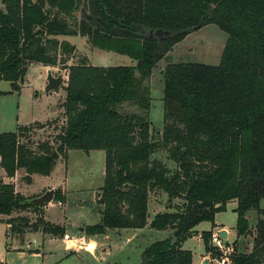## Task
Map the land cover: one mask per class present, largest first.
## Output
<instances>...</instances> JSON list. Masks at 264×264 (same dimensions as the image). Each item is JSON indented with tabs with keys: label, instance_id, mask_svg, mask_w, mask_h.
<instances>
[{
	"label": "trees",
	"instance_id": "obj_1",
	"mask_svg": "<svg viewBox=\"0 0 264 264\" xmlns=\"http://www.w3.org/2000/svg\"><path fill=\"white\" fill-rule=\"evenodd\" d=\"M210 24L228 35L220 63L167 64L164 128L155 141L146 82L175 44ZM149 31L171 36H149ZM61 36L86 37L136 65L99 67L87 58L70 65L76 47ZM32 64L68 71L65 123L55 141H44L36 152L23 139L40 124L0 134V166L7 177L23 169L31 183L34 174L50 176L71 150L104 151V210L101 223L87 227L89 236L147 226L170 230V237L144 250L141 264H193V253L183 244L200 223L215 228L216 214L236 201L238 240L227 264H264V0H0V81L19 92ZM124 105L136 112L124 111ZM160 148L175 170L153 159ZM152 191L164 192L169 206L176 200L182 204L149 223ZM54 198L63 199L58 191ZM31 199L13 183H1L0 215L40 210ZM253 210L259 216L253 247L240 251L239 239L251 233L247 215ZM7 224L18 236L28 229L65 235L63 227L31 224L26 217H12ZM212 231L201 235L206 253L221 256L210 243Z\"/></svg>",
	"mask_w": 264,
	"mask_h": 264
},
{
	"label": "rangeland",
	"instance_id": "obj_2",
	"mask_svg": "<svg viewBox=\"0 0 264 264\" xmlns=\"http://www.w3.org/2000/svg\"><path fill=\"white\" fill-rule=\"evenodd\" d=\"M76 17L80 20L82 14L78 12L76 13ZM227 38L228 35L218 26L212 24L204 26L193 31L186 36L185 39L175 44L167 57L160 61L153 69L152 75L146 82V85L149 86L151 91L152 103L149 117L155 141L160 140V135H158L157 132H162L164 128L163 72L167 64L172 62L218 65ZM66 40L76 47V52L69 61L70 65H77L84 58L88 59L89 64L99 67L136 65V61L126 55H120L94 47L86 37L71 36ZM59 68L56 69L55 76L63 75L66 85L68 71ZM40 70L41 69L37 66L29 70L26 76V80H29L28 83L26 82V88L28 86L37 87L39 83L43 84L47 81L48 70L42 69V74H40ZM2 84H6V82ZM21 85L22 84H20V86ZM63 87L64 85L61 86L60 91L62 96L65 94ZM27 93L28 90H25L24 99ZM123 109L126 112H136V107L130 105H124ZM58 114L55 120L49 122L50 126L45 123H40L41 126H37L33 132L27 134L25 139H23V142L26 143L31 150L36 152L38 145L44 141H55V136L60 132V127L65 123L63 113L60 112ZM54 124L58 126L55 127L56 129L52 128ZM5 129L7 130L1 132L15 131V128L8 130L9 126H6ZM153 159L165 163L172 170H175L177 167L176 164L170 160L169 154L164 148L158 149L153 155ZM24 175H26V173H20L17 181V183H19V181L21 182L20 194L23 197L34 198V196L27 195H37L39 193H41L40 195L42 196L48 190L57 188L55 192L58 191L63 199L56 200L54 198V201L48 205L47 209L39 210L36 207H32L17 211L12 216L26 217L31 224L49 222L55 226L63 227L65 229V235L63 237H58L59 239L68 240L66 238L67 235L70 240L80 242L78 243V247H72L70 251L72 256L64 258L63 242L61 240L49 241L50 237H47L48 241H46L44 248L47 254H45L43 264H141L142 254L148 246L156 241L171 236L172 231L170 230L158 231L151 229L149 226L142 230H108L104 235L89 236L86 233L88 226L101 223L102 211L104 210V205L100 202L102 187L105 181L104 151H92L87 154L84 151L71 150L68 153V160L61 158L50 176L37 174L34 175L33 182L28 183L24 179ZM6 182L7 180L0 179V184H7ZM180 204H182L181 200L174 201V206L177 207ZM174 206L168 205V196L164 192L152 191L149 197L148 222H151L158 213L173 211L176 209ZM236 207V201L230 202L226 210L218 212L215 216V222L221 225V228L224 227L229 231V236L223 244L224 247L229 250H234L236 241L238 240L236 233ZM261 208L264 209V201L261 203ZM247 216L251 233L247 237L240 238L237 245L239 250L244 252H250L253 247L256 225L259 217L257 211L254 210L250 211ZM2 219H4V217H0L1 262L5 259L6 248V225ZM218 229L212 231L213 227L211 222H202L195 228L197 234L184 243V248L189 249L193 253V264H204L206 259H209L208 264H219L220 261L226 257L224 252L226 249L224 247L222 249H215L216 252L222 253L221 256L208 255L205 250L204 241L201 238L203 232H216ZM27 232L43 234L42 230L35 232L28 229L26 233ZM41 234L29 235L25 240V237L21 235L18 241L21 244H26L28 242L33 244L35 240L41 242ZM46 235L53 238L55 237L50 234ZM13 236L17 238L16 234ZM210 243L213 245L212 237ZM79 244L81 248H79ZM26 247L31 249L30 244H27ZM92 252H96L97 256L93 257L91 254ZM206 254L209 258H205ZM28 264L36 263L30 262Z\"/></svg>",
	"mask_w": 264,
	"mask_h": 264
},
{
	"label": "crops",
	"instance_id": "obj_3",
	"mask_svg": "<svg viewBox=\"0 0 264 264\" xmlns=\"http://www.w3.org/2000/svg\"><path fill=\"white\" fill-rule=\"evenodd\" d=\"M68 37L70 36H61L60 40L67 41L66 39ZM35 66L41 69L40 74H42L41 73L42 69H46V71L52 70L53 74L55 75L56 69H57V68H52V67H45L41 64H32L29 67V70ZM64 81H65V77H64ZM5 82L6 84H2ZM26 82L28 83L29 80L25 79L24 83L20 86V91L16 92V91H13L10 82L0 81V134L8 133V132H16L18 128L21 126H28L31 124H40V123L48 124L49 122H52L53 120L56 119L55 117L59 115L58 113L60 112L64 113L62 104L65 101V97H66L65 91H64L65 94H63V96L60 92L61 88L55 92L45 91V87L47 86V81L44 82L43 84L39 83L37 87L28 86L26 88V84H27ZM63 85H65V82L63 83ZM25 90H28V93L24 99L23 97H24ZM6 126H9L8 130L15 128V131L1 132L3 130H7L5 129ZM23 172L25 173L23 169L18 170L14 178H9L7 177L3 168L0 166V179L7 180L6 182L7 184L13 183L15 186L16 192L20 193L21 182L19 181V183H17V181L19 179L20 173H23ZM34 175H37V174H34ZM34 175L31 176V182H33L34 180L33 178ZM25 176L26 175H24V177ZM40 194L41 193L37 195L33 194V195H27V196H34V198H37L39 197ZM47 207L48 205L45 208L47 209ZM12 215L11 216L0 215V217H4L2 221L5 222V225H6L5 259L2 262L0 261V264H28L30 262H33L36 264H43L45 260V254H47L44 250L46 241H48L47 237H50L49 241H56V240H61V239H59L58 237L53 238L46 234L27 232L23 236L25 237L24 240L29 235L32 236L36 234H41L42 240L41 242L39 240L38 241L35 240L33 241V244L31 242L30 243L28 242L26 244H23V243L21 244L18 241L20 239V236L17 235V238H15L16 236H13L15 234L10 233L9 235L8 230L10 227L7 224V220L12 218L13 217ZM215 225H216L215 229H218L220 227L218 230H226L229 236V231L226 228L224 227L221 228V225H219L217 222H215ZM215 229L213 228V231ZM61 241L63 242V246H64V251H63V255H65L64 258L72 256L70 253L72 247H78V243H80L76 240H70V239L69 240L62 239ZM27 244H30L31 249L26 247ZM32 247H33V250H32ZM79 248H81L80 244H79ZM183 248H184V244H183ZM77 254H80V253H77ZM91 254L93 257L97 256L96 252H92ZM205 258H209L207 254Z\"/></svg>",
	"mask_w": 264,
	"mask_h": 264
},
{
	"label": "water",
	"instance_id": "obj_4",
	"mask_svg": "<svg viewBox=\"0 0 264 264\" xmlns=\"http://www.w3.org/2000/svg\"><path fill=\"white\" fill-rule=\"evenodd\" d=\"M149 36H158V37H167L171 36L169 32H163V31H149ZM64 83V77L63 75L55 76L52 72V70L48 71V77H47V86L45 88V91L47 92H55L58 91L61 86ZM55 197V190L50 189L47 192H45L42 196H39L37 198H33L30 201H28L30 204L38 206L40 209H44L47 205L51 204L54 201ZM102 202H104V197H101ZM221 237L224 240H227L228 233L226 230H221L220 232ZM209 259L204 261V264H208Z\"/></svg>",
	"mask_w": 264,
	"mask_h": 264
},
{
	"label": "built area",
	"instance_id": "obj_5",
	"mask_svg": "<svg viewBox=\"0 0 264 264\" xmlns=\"http://www.w3.org/2000/svg\"><path fill=\"white\" fill-rule=\"evenodd\" d=\"M220 232H221V230H218V231H216V232H213L212 233V243H213V247L215 248V249H222L223 247H224V243H225V241L226 240H224L222 237H221V235H220ZM9 235H10V232H9ZM69 236H67L66 235V238L69 240V238H68ZM225 248V247H224ZM226 249V248H225ZM225 255H226V257L224 258V259H222V261H220V263L219 264H227V263H229L230 262V255L232 254V252H233V250H229V249H226L225 251ZM221 255H222V253H221Z\"/></svg>",
	"mask_w": 264,
	"mask_h": 264
}]
</instances>
